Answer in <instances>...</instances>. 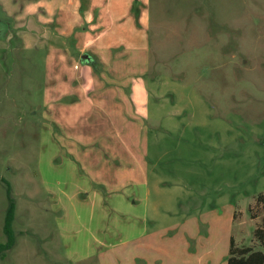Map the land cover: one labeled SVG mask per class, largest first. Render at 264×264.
I'll list each match as a JSON object with an SVG mask.
<instances>
[{"label": "rangeland", "instance_id": "obj_1", "mask_svg": "<svg viewBox=\"0 0 264 264\" xmlns=\"http://www.w3.org/2000/svg\"><path fill=\"white\" fill-rule=\"evenodd\" d=\"M107 12L0 0V243L9 187L17 204L0 264H227L232 237L264 251V0Z\"/></svg>", "mask_w": 264, "mask_h": 264}, {"label": "trees", "instance_id": "obj_2", "mask_svg": "<svg viewBox=\"0 0 264 264\" xmlns=\"http://www.w3.org/2000/svg\"><path fill=\"white\" fill-rule=\"evenodd\" d=\"M8 209L4 221V234L6 241L0 243V262L7 258L8 252L11 251L17 242L14 222L16 219L17 204L12 195L10 187L7 189ZM258 203L262 204L264 209V195L260 194L257 198ZM255 237L264 246V216L262 225L255 230ZM227 264H264V251L256 250L252 247H238L235 238H231L229 257Z\"/></svg>", "mask_w": 264, "mask_h": 264}, {"label": "crops", "instance_id": "obj_3", "mask_svg": "<svg viewBox=\"0 0 264 264\" xmlns=\"http://www.w3.org/2000/svg\"><path fill=\"white\" fill-rule=\"evenodd\" d=\"M93 1V8L97 7V2L99 0H92ZM106 1V7L112 17H124L125 15H129L131 9L133 8V3L137 0H104ZM145 1V0H144ZM131 15L132 12H131ZM135 15H137L135 13ZM141 16H146V9L144 8L143 11L140 13Z\"/></svg>", "mask_w": 264, "mask_h": 264}, {"label": "water", "instance_id": "obj_4", "mask_svg": "<svg viewBox=\"0 0 264 264\" xmlns=\"http://www.w3.org/2000/svg\"><path fill=\"white\" fill-rule=\"evenodd\" d=\"M82 63L83 64H93L94 63V58L89 55V54H85L82 56V59H81Z\"/></svg>", "mask_w": 264, "mask_h": 264}]
</instances>
